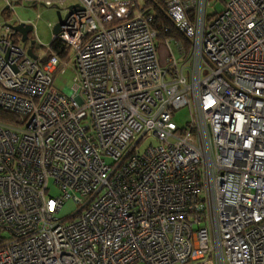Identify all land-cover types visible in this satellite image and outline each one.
Instances as JSON below:
<instances>
[{
  "label": "built area",
  "instance_id": "built-area-1",
  "mask_svg": "<svg viewBox=\"0 0 264 264\" xmlns=\"http://www.w3.org/2000/svg\"><path fill=\"white\" fill-rule=\"evenodd\" d=\"M1 1L76 7L64 58L0 23V264H264V0H166L187 50L143 0Z\"/></svg>",
  "mask_w": 264,
  "mask_h": 264
},
{
  "label": "rangeland",
  "instance_id": "rangeland-1",
  "mask_svg": "<svg viewBox=\"0 0 264 264\" xmlns=\"http://www.w3.org/2000/svg\"><path fill=\"white\" fill-rule=\"evenodd\" d=\"M74 0H65V5L70 4ZM223 0H208L205 11L210 14L212 11H218L221 8ZM2 1L0 0V8ZM8 15L0 13V23L9 21L16 23L17 20L27 21L30 24L28 30V38L33 39L32 49L36 54H41L44 51L45 45L49 42L52 36V25L60 20L65 14L66 10L61 6H45V5H32L24 3H16L13 5L12 10H5ZM156 50L159 58L165 54V46L161 39H156ZM73 70L70 65L64 66L63 71H58L52 80V84L58 89L62 90L65 94L70 92L72 84ZM188 116L186 107L176 109L172 114V119L177 124H182ZM147 140L143 141L145 143ZM49 190L51 193L56 189L53 184H50Z\"/></svg>",
  "mask_w": 264,
  "mask_h": 264
},
{
  "label": "trees",
  "instance_id": "trees-1",
  "mask_svg": "<svg viewBox=\"0 0 264 264\" xmlns=\"http://www.w3.org/2000/svg\"><path fill=\"white\" fill-rule=\"evenodd\" d=\"M165 1L166 0H143L144 7L147 8L154 15L153 23H155L156 25L166 26L168 28V32L166 34L178 39L179 42L183 45L184 49L187 50L189 48L190 41L175 27L172 20L167 16L165 12ZM0 13L8 15L4 8L0 10ZM210 14H212V12ZM11 36L14 41H20V34L18 32L12 31ZM28 43V40L24 42L26 46H28ZM48 48V54H56L59 58H64L68 51L67 45L58 38H53L51 41H49ZM17 116L18 115H16L15 113L0 108V120L12 121L13 119L17 118Z\"/></svg>",
  "mask_w": 264,
  "mask_h": 264
},
{
  "label": "water",
  "instance_id": "water-1",
  "mask_svg": "<svg viewBox=\"0 0 264 264\" xmlns=\"http://www.w3.org/2000/svg\"><path fill=\"white\" fill-rule=\"evenodd\" d=\"M73 7H76V5H74V4L68 5V10H66L65 14L63 15V17L52 25L51 30H52L53 34L59 32L60 25L64 22V20L66 19V17L70 13V11L73 9ZM4 24L9 26L12 31L18 32L20 34V40L21 41L24 42V41H26L28 39L27 38V33H28V30L30 29V25L28 23H25L23 21H18L16 23L4 22ZM28 42L29 43H28V46L26 47L25 51L30 57L36 58V55L32 51V48H31L34 40L33 39H29Z\"/></svg>",
  "mask_w": 264,
  "mask_h": 264
},
{
  "label": "crops",
  "instance_id": "crops-1",
  "mask_svg": "<svg viewBox=\"0 0 264 264\" xmlns=\"http://www.w3.org/2000/svg\"><path fill=\"white\" fill-rule=\"evenodd\" d=\"M15 4H16V3H15ZM18 21H21V20H17V22H18ZM5 22H7V21H5ZM8 22H9V21H8ZM23 22H24V21H23ZM11 23H12V22H11ZM175 39H176V38H175ZM176 40L179 41L178 39H176ZM163 56H164V55H163ZM163 56L161 57V59L163 58ZM158 58H159V56H158ZM161 59H160V60H161Z\"/></svg>",
  "mask_w": 264,
  "mask_h": 264
},
{
  "label": "flooded vegetation",
  "instance_id": "flooded-vegetation-1",
  "mask_svg": "<svg viewBox=\"0 0 264 264\" xmlns=\"http://www.w3.org/2000/svg\"><path fill=\"white\" fill-rule=\"evenodd\" d=\"M27 38H28V33H27ZM27 40H29V38Z\"/></svg>",
  "mask_w": 264,
  "mask_h": 264
}]
</instances>
